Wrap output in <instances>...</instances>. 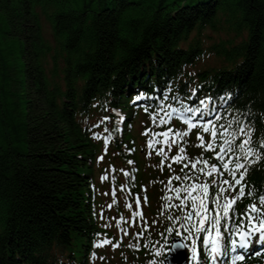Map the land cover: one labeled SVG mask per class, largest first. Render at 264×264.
<instances>
[{"label":"trees","instance_id":"trees-1","mask_svg":"<svg viewBox=\"0 0 264 264\" xmlns=\"http://www.w3.org/2000/svg\"><path fill=\"white\" fill-rule=\"evenodd\" d=\"M206 55L219 65L201 64ZM169 82L199 98L231 91L232 114L253 123L254 142L264 136V0H0V264H91L102 148L92 127L115 130L113 109L131 113L136 89ZM187 139L195 158L203 151L194 134ZM134 143L114 132L109 147L126 164ZM135 157L158 221L146 235L157 239L179 214L161 201L172 173L169 163L148 168L140 150ZM246 179L264 187V159ZM153 252L129 251L134 264H151Z\"/></svg>","mask_w":264,"mask_h":264},{"label":"snow or ice","instance_id":"snow-or-ice-1","mask_svg":"<svg viewBox=\"0 0 264 264\" xmlns=\"http://www.w3.org/2000/svg\"><path fill=\"white\" fill-rule=\"evenodd\" d=\"M170 83L159 92L141 91L135 97V101H144V111L150 113L154 125L152 137L147 141L148 147L151 149L155 148L156 144H163L170 151L174 144L177 146V153L170 157L164 147L155 149L157 154L163 157L160 162L161 169L166 160L181 164L179 173L172 168L171 163L168 164L172 175L168 178L164 189L166 194L162 197L163 200L172 201L173 196L168 193H174L175 198L179 200V205L164 204L166 209L178 207L181 212L169 217L173 226L166 228V232L174 234V238L169 240L167 235L161 233L164 245L160 248L153 245L155 253L161 256L163 248L167 254L162 257L160 264H167L168 256L175 254L177 250L188 252L189 264H217L220 257H228L230 264H244L250 253L255 256L262 255V252L256 249L257 244L264 249V187L258 188L246 179L251 166L264 159V136L254 142L253 123L247 117L232 114V105L235 104L236 98H233L231 91L225 90L215 96L204 95L198 103L192 104L190 101L196 92L195 88L182 95L180 92L173 93ZM228 116L231 118H226ZM102 119L108 121L110 118L104 116ZM174 119L182 121L187 128L168 126L162 131L155 130L158 126L170 125ZM193 128L198 129L196 135L199 145L202 149L211 151L216 162L209 163L203 152L195 158L188 156L187 136ZM105 131L108 129L105 128ZM259 131L264 132V122L261 123ZM94 135L100 138L101 134L97 132ZM111 138H103L105 152ZM99 159H103V156ZM218 164L221 167H218ZM222 169L227 170L226 175ZM213 173H217L219 178H211ZM124 174L134 180V175L128 171H124ZM105 178L106 176H102V179ZM112 179L115 181L116 177L113 176ZM173 180L179 183L173 186ZM120 188L131 192L130 185L121 184ZM133 196V203L139 205L141 197L136 194ZM125 199L126 207L132 209L133 203H127V197ZM246 199L248 202L241 209L238 203H244ZM209 203H212L214 208L210 209ZM108 207L111 208L112 205L109 204ZM102 212L103 209L101 219ZM141 217L143 218V214ZM133 223L135 224V221ZM156 223L158 221H152V224ZM177 224L178 228L175 227ZM104 226L107 227V224ZM137 227L139 230L132 233L134 242L128 244V247L135 251L143 246L142 241L150 225L145 220ZM222 229L227 230V235ZM201 234H204L202 241ZM127 235L129 233L125 231L121 241ZM96 236H104L103 239L95 241L96 247L111 243L105 233H96ZM116 246L118 245H113ZM201 248L206 255H201ZM92 255L97 254L93 252Z\"/></svg>","mask_w":264,"mask_h":264},{"label":"rangeland","instance_id":"rangeland-1","mask_svg":"<svg viewBox=\"0 0 264 264\" xmlns=\"http://www.w3.org/2000/svg\"><path fill=\"white\" fill-rule=\"evenodd\" d=\"M207 34L210 33L209 32H206ZM212 34V33H211ZM223 36H226L224 33H222ZM214 40H218V34L217 35H214ZM217 63V65H219V61L216 59V57H211L209 59L206 60V64L208 65H215ZM196 69V68H195ZM141 129V126H139V128L137 129L140 130ZM100 171H96L95 173V180H96V183L97 185L101 187V184H105L103 183L101 180H100ZM105 181V180H104ZM108 188L107 189H101V190H98V192H100V195H102V197L100 198L102 200V202L104 203V208H108V203H111L112 201L110 200V198L107 196V192ZM141 191H145L143 188H141ZM114 210L110 211L109 210V213L111 216H109L108 219H106L105 223L106 224H112V226L108 229L109 231L117 234V228H116V224H115V221H113V216L115 215ZM131 215V212L130 214ZM118 227L119 228H125L126 227V224H118ZM136 231V230H135ZM125 244H129V239H125ZM122 246H120L119 248H115V247H112V244H109V245H104L100 251H101V254L100 256L103 257V259H100V257L96 260L95 264H132V261H130V259H128L126 257V253H123L122 251Z\"/></svg>","mask_w":264,"mask_h":264},{"label":"water","instance_id":"water-1","mask_svg":"<svg viewBox=\"0 0 264 264\" xmlns=\"http://www.w3.org/2000/svg\"><path fill=\"white\" fill-rule=\"evenodd\" d=\"M169 261L167 264H185L186 251L177 250V252L171 256H168Z\"/></svg>","mask_w":264,"mask_h":264},{"label":"bare ground","instance_id":"bare-ground-1","mask_svg":"<svg viewBox=\"0 0 264 264\" xmlns=\"http://www.w3.org/2000/svg\"><path fill=\"white\" fill-rule=\"evenodd\" d=\"M255 114H256V113H255ZM214 177H215V175L213 174V177H211V178H214ZM211 178H208V177H207V179H211ZM209 208H210V207H209Z\"/></svg>","mask_w":264,"mask_h":264}]
</instances>
